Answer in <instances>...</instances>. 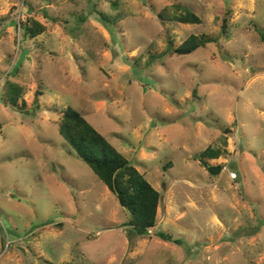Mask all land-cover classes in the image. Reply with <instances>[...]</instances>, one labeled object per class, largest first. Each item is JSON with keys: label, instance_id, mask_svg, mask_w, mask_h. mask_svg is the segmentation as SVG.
<instances>
[{"label": "rangeland", "instance_id": "obj_1", "mask_svg": "<svg viewBox=\"0 0 264 264\" xmlns=\"http://www.w3.org/2000/svg\"><path fill=\"white\" fill-rule=\"evenodd\" d=\"M257 28L264 0H0V264H264ZM190 34L213 40L173 53ZM66 107L160 192L148 234L60 134Z\"/></svg>", "mask_w": 264, "mask_h": 264}, {"label": "trees", "instance_id": "obj_2", "mask_svg": "<svg viewBox=\"0 0 264 264\" xmlns=\"http://www.w3.org/2000/svg\"><path fill=\"white\" fill-rule=\"evenodd\" d=\"M145 3L148 4L147 1ZM148 7L160 21L184 24L201 22L197 14L175 2L164 5L159 10L151 4H148ZM225 27L223 22V32L226 31ZM44 31L45 26L36 20H29L25 24L24 33L29 37H35ZM256 32L264 43V28H257ZM212 40L213 38L190 34L173 48L172 52L178 55L190 54L197 48L205 47ZM58 127L74 153L93 170L107 189L115 195L119 205L131 215L129 225L140 235L148 234L149 229L156 224L160 192L78 110L66 107L60 115ZM219 155V150H212L210 147L201 152L202 157L211 159L218 158ZM158 236L164 241L172 240L162 232H159Z\"/></svg>", "mask_w": 264, "mask_h": 264}, {"label": "water", "instance_id": "obj_3", "mask_svg": "<svg viewBox=\"0 0 264 264\" xmlns=\"http://www.w3.org/2000/svg\"><path fill=\"white\" fill-rule=\"evenodd\" d=\"M203 162V164L206 166V162L205 161H202ZM208 168V172L210 173V174H212V175H216L217 173H219L220 172V170H221V167L220 166H216V167H214V166H209V167H207Z\"/></svg>", "mask_w": 264, "mask_h": 264}]
</instances>
